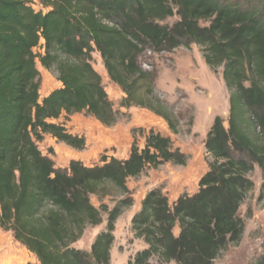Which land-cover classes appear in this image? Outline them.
Masks as SVG:
<instances>
[{
    "label": "trees",
    "instance_id": "16d2710c",
    "mask_svg": "<svg viewBox=\"0 0 264 264\" xmlns=\"http://www.w3.org/2000/svg\"><path fill=\"white\" fill-rule=\"evenodd\" d=\"M35 1L40 8L33 0H0V228L39 264H109L114 223L132 204L128 179L163 163L185 164L186 154L150 129L143 147L133 140L124 159L102 155L99 165L71 160L60 168L38 143L47 134L84 148V137L55 122L63 115L84 112L104 126L118 120L92 66L94 52L125 94L121 107L148 108L175 132L139 57L197 44L213 72L223 68L226 125L215 116L207 132L210 161L196 193L172 203L158 188L145 194L131 223L146 247L127 264H152L153 256L161 264H213L242 234L237 211L253 188L248 174L255 165L264 195V0ZM37 64L61 83L43 98ZM112 190L123 196L112 208L91 202V195L102 199ZM102 214L106 228L90 250L71 247L87 226L102 223ZM256 264H264V254Z\"/></svg>",
    "mask_w": 264,
    "mask_h": 264
},
{
    "label": "rangeland",
    "instance_id": "374dc122",
    "mask_svg": "<svg viewBox=\"0 0 264 264\" xmlns=\"http://www.w3.org/2000/svg\"><path fill=\"white\" fill-rule=\"evenodd\" d=\"M33 7L40 8L33 0ZM176 16L168 18L164 24L171 25ZM42 49L37 47L35 52ZM92 66L101 77L104 90L118 112V120L111 126H104L93 116L84 112L69 117L61 116L55 122L63 124L66 130L85 139L81 150L74 149L50 135H44L38 146L49 156L56 167L65 168L69 161L79 160L86 166L100 164L102 155L124 159L128 156L133 140L142 148L145 137L151 129L167 136L173 149L186 154L185 164L163 163L157 168H147L137 178L128 179L129 197L132 204L125 208L114 223V240L110 249L109 264H127L137 251L146 247L132 231V217L140 209L141 200L153 189H160L172 203L182 194L193 195L198 190V181L207 171L210 158L204 142L215 116H220L226 125L229 111V92L222 79V67L213 72L204 62L201 48L192 44L189 48L177 47L172 51L156 53L146 50L139 57V65L150 75L154 96L165 107L173 120L175 132L167 122L148 108L121 107L125 96L120 87L113 83L97 52L93 53ZM41 76L40 98L59 88L61 83L56 72L37 64ZM154 107L159 105L152 101ZM159 106L161 110L163 107ZM253 188L245 195L237 216L242 221L243 230L239 240L224 248L213 264H256L264 254V195L261 196L263 182L261 169L255 165L248 174ZM123 196L111 191L104 198L91 195V202L99 207L101 203L112 208ZM106 214L102 223L87 226L71 247L90 250L95 236L106 228ZM178 232V229H175ZM152 264H161L156 256ZM0 264H39L35 257L17 242L10 230L0 228ZM172 264V263H170Z\"/></svg>",
    "mask_w": 264,
    "mask_h": 264
}]
</instances>
